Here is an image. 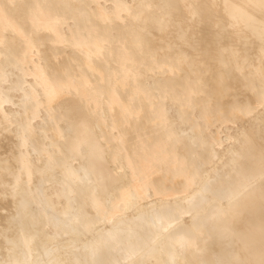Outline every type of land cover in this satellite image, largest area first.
<instances>
[{"label": "bare ground", "instance_id": "bare-ground-1", "mask_svg": "<svg viewBox=\"0 0 264 264\" xmlns=\"http://www.w3.org/2000/svg\"><path fill=\"white\" fill-rule=\"evenodd\" d=\"M0 264H264V0H0Z\"/></svg>", "mask_w": 264, "mask_h": 264}]
</instances>
